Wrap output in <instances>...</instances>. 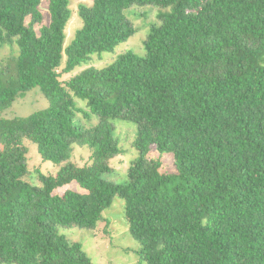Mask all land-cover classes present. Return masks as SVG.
<instances>
[{"label":"trees","instance_id":"16d2710c","mask_svg":"<svg viewBox=\"0 0 264 264\" xmlns=\"http://www.w3.org/2000/svg\"><path fill=\"white\" fill-rule=\"evenodd\" d=\"M40 3L0 0V48L15 45L0 67V110L36 86L48 102L0 117V264H94L58 228L108 222L114 196L139 263L264 264V0H92L78 4L66 46L70 0H47L46 23ZM134 4L170 7L143 54L88 65L136 32L125 13ZM77 101L94 124L75 121ZM116 117L136 129L123 181L104 176L122 152ZM25 141L57 167L36 170L37 184L24 179ZM73 145L87 147L86 163L73 161ZM149 147L170 153L175 172H160Z\"/></svg>","mask_w":264,"mask_h":264},{"label":"rangeland","instance_id":"374dc122","mask_svg":"<svg viewBox=\"0 0 264 264\" xmlns=\"http://www.w3.org/2000/svg\"><path fill=\"white\" fill-rule=\"evenodd\" d=\"M91 1L92 0H70L71 15L64 31V46L69 43L75 30L81 25L77 15L78 4H90ZM46 3L47 0H41L40 3V10L43 14L44 23L48 21ZM169 10L170 7L161 8L151 4L143 6L134 4L129 7L125 13L133 26L137 29L136 32L125 42L118 44L113 52L102 51L99 54H92L88 65L102 67L111 62L117 54L126 50H132L136 54L142 55V41L145 32L148 30L150 24L158 22L159 15L169 12ZM14 53L15 45H3L0 48V67L8 63ZM64 59L65 54L62 52V64L64 63ZM81 67H83V61L79 64H74L69 70L61 73L60 79L68 78L76 74ZM47 103V99L44 97L39 87L36 86L26 91L22 96L16 98L9 106L0 110V117L10 118L12 116H25L33 111L45 108ZM76 104L80 109L75 113V121L83 126L94 124L97 118L96 115L84 107V102L77 101ZM83 109L87 110V114L84 113ZM114 123L116 125L115 135L119 140V146L122 152L110 160L109 164L111 171L105 172L104 176L107 179L123 181L125 177L124 171L129 161L135 159L138 155L137 151L131 146L136 129L131 121L119 117L114 119ZM25 143L28 147V172L24 176V179L33 184H37L38 179L36 170H40L46 174H54L57 167L52 166L50 161L41 160L35 144L27 141H25ZM89 154V150L86 146L73 145L72 159L78 165L86 163L89 159ZM147 155L161 160L160 172H175L172 155L170 153H161L154 147H149ZM65 187L81 190L76 182H70ZM63 188L64 187L58 188L57 190L61 191ZM102 215L108 219V222L105 220L98 222L95 229L67 227L58 228V231L66 235L68 239L81 243L88 257L94 264H145L139 263L133 252V250L138 247V244L128 232L127 224L123 217L122 199L118 196H114L112 203L104 209Z\"/></svg>","mask_w":264,"mask_h":264}]
</instances>
